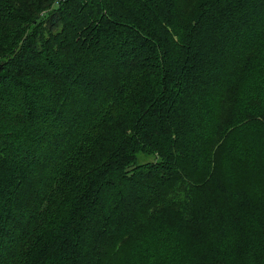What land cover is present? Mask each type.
<instances>
[{"label": "trees", "instance_id": "1", "mask_svg": "<svg viewBox=\"0 0 264 264\" xmlns=\"http://www.w3.org/2000/svg\"><path fill=\"white\" fill-rule=\"evenodd\" d=\"M0 264H264V0H0Z\"/></svg>", "mask_w": 264, "mask_h": 264}]
</instances>
